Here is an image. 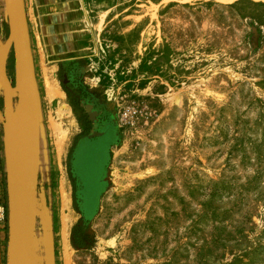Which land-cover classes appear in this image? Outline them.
<instances>
[{
  "label": "rangeland",
  "instance_id": "374dc122",
  "mask_svg": "<svg viewBox=\"0 0 264 264\" xmlns=\"http://www.w3.org/2000/svg\"><path fill=\"white\" fill-rule=\"evenodd\" d=\"M24 5L40 104L37 264H264V0ZM9 36L0 0L14 87ZM4 109L0 88V264L9 248ZM99 115L113 137L87 214L72 149Z\"/></svg>",
  "mask_w": 264,
  "mask_h": 264
},
{
  "label": "water",
  "instance_id": "95a60500",
  "mask_svg": "<svg viewBox=\"0 0 264 264\" xmlns=\"http://www.w3.org/2000/svg\"><path fill=\"white\" fill-rule=\"evenodd\" d=\"M15 53V86L0 53V88L5 107L4 150L8 194V264H37L34 246L39 171L40 104L30 56L24 0H5ZM15 97L17 101L15 103Z\"/></svg>",
  "mask_w": 264,
  "mask_h": 264
},
{
  "label": "flooded vegetation",
  "instance_id": "af4514ba",
  "mask_svg": "<svg viewBox=\"0 0 264 264\" xmlns=\"http://www.w3.org/2000/svg\"><path fill=\"white\" fill-rule=\"evenodd\" d=\"M101 123L102 116L99 115L97 131L90 129L83 132V135L80 136L79 141L72 149V169L76 181H78V193L83 201V211L87 214L95 207L102 185L104 166L107 161L108 144L113 137L112 132L110 130L107 131V126L101 127ZM85 169L86 171H84ZM85 172L88 174L87 179L84 178L85 181H88V192L86 189L87 185L82 180Z\"/></svg>",
  "mask_w": 264,
  "mask_h": 264
},
{
  "label": "bare ground",
  "instance_id": "6f19581e",
  "mask_svg": "<svg viewBox=\"0 0 264 264\" xmlns=\"http://www.w3.org/2000/svg\"><path fill=\"white\" fill-rule=\"evenodd\" d=\"M7 10V9H6ZM41 75L43 76V73L45 74V69L44 68H42V70H41ZM46 75V74H45ZM45 77V76H44ZM46 78V77H45ZM45 85H46V91H47V94H48V96H50V97H52V96H54L55 95V92H56V88H54L53 87V85H51L49 82H47V78H46V83H45ZM57 94V93H56ZM62 144V143H61ZM61 144H59L58 145V153H60V155H61V150H62V145ZM59 155V154H58ZM60 193V200H61V207H65V203H66V201H67V193H66V190H65V188H64V185H63V181H61V183H60V191H59ZM66 217H62L61 218V230H62V234H61V236H62V241L65 239V232H66ZM34 238H35V234H34ZM65 241V240H64ZM65 244V243H64ZM35 246V245H34ZM64 246V245H63ZM64 248V247H63ZM66 249V248H65ZM66 252V251H65ZM66 254H67V252H66ZM67 260V259H66ZM65 263H67V261L65 262ZM68 264V263H67Z\"/></svg>",
  "mask_w": 264,
  "mask_h": 264
},
{
  "label": "crops",
  "instance_id": "0c3cea01",
  "mask_svg": "<svg viewBox=\"0 0 264 264\" xmlns=\"http://www.w3.org/2000/svg\"><path fill=\"white\" fill-rule=\"evenodd\" d=\"M4 123V122H3ZM41 144V142H40ZM41 154H42V150H41V145H40V149H39V171H38V184H37V192H36V204H35V220H36V216H37V208H38V199H39V190H40V182H41ZM4 168H5V178H6V158H5V150H4ZM6 183H7V178H6Z\"/></svg>",
  "mask_w": 264,
  "mask_h": 264
}]
</instances>
